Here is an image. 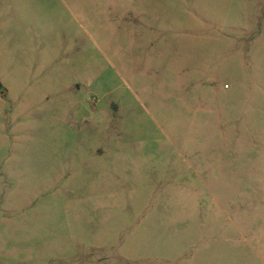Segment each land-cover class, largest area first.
<instances>
[{
  "label": "rangeland",
  "instance_id": "obj_1",
  "mask_svg": "<svg viewBox=\"0 0 264 264\" xmlns=\"http://www.w3.org/2000/svg\"><path fill=\"white\" fill-rule=\"evenodd\" d=\"M0 264H264V0H0Z\"/></svg>",
  "mask_w": 264,
  "mask_h": 264
}]
</instances>
